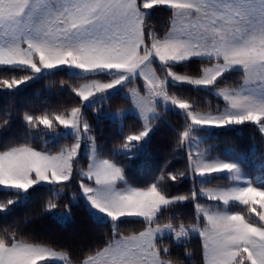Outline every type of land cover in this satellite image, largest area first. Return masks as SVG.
Wrapping results in <instances>:
<instances>
[{"label": "snow or ice", "instance_id": "6c2138e0", "mask_svg": "<svg viewBox=\"0 0 264 264\" xmlns=\"http://www.w3.org/2000/svg\"><path fill=\"white\" fill-rule=\"evenodd\" d=\"M156 6L168 9L162 24L146 18V10ZM197 57L196 71L175 70L176 64ZM0 65L30 69L0 79L3 90L16 89L43 71L78 69L92 76L115 73L111 81L88 79L75 86L73 91L82 100L143 77L146 91L132 88L130 97L143 114L144 125L116 142L114 148L131 150L133 142L148 135L150 114H163L157 109L161 99L185 110L188 118L176 139L178 149L187 148L185 169L168 171L165 166L150 184L137 186L129 182L126 170L135 169L151 153L141 156L134 152L123 162L99 155L94 125L82 105L71 107L70 112L39 116L25 112L23 142L9 138L0 144V186L19 193L0 201V211L24 205L35 194L30 189L50 184L59 192L42 200L34 215L41 219L60 216L74 222L76 180L90 205L112 223L98 227L87 216L88 227L100 238L87 245H71L26 230L32 217L2 221L0 264H172L174 257L181 259L174 245L184 240L187 254V238L194 233L202 240V264H264V199L260 198L264 186L251 180L233 183L244 176L240 162L244 159L235 149L232 151L239 160L213 157L207 154L210 148L193 151L194 143H203L193 132L195 126L224 129L252 122L260 133L258 156L264 165V0H0ZM233 69L239 70L243 82L228 87L225 82ZM169 78L212 86L223 106L218 103L198 111L195 101L190 103L168 90ZM12 119L6 111L0 120V134L9 132ZM60 125L72 130L70 142L56 143L62 135ZM37 134L51 137L54 147L29 143V136ZM85 140L91 145L86 165L78 159ZM189 169L192 187L185 194H172L169 181H179ZM222 172L228 174L230 184L197 186L195 182L197 175ZM65 189L72 197L62 200L59 193ZM199 197L206 198L205 202ZM189 200L195 209L192 222L171 215ZM121 218L138 222L140 229L125 234ZM181 264L186 260L181 259Z\"/></svg>", "mask_w": 264, "mask_h": 264}, {"label": "trees", "instance_id": "16d2710c", "mask_svg": "<svg viewBox=\"0 0 264 264\" xmlns=\"http://www.w3.org/2000/svg\"><path fill=\"white\" fill-rule=\"evenodd\" d=\"M168 9L166 6H156L146 14L148 20H153V23L162 24ZM159 30V29H158ZM200 58H192L187 62H181L175 65V70L184 73L186 70L196 71ZM0 66V79L6 75H23L30 71L24 67L7 68ZM6 70V71H5ZM10 71V72H8ZM100 76V75H99ZM91 74L86 76H78L66 71H51L41 74L33 78L28 83L19 86L16 89L0 88V120L3 119L4 113L10 112L13 116L11 128L9 132L0 134V144L7 141L9 138H20L23 142L24 125L23 115L29 112L39 116L46 112H63L71 107L82 105L81 98L73 91L75 86H79L87 78H93ZM240 74L238 69H233L228 74V80L225 82L228 87H237L240 83ZM124 88V87H123ZM122 88V89H123ZM168 90L179 96L188 98L190 103L196 102L197 110H207L209 106L215 107L218 103L223 106V100L215 95L212 87H196L187 83H169ZM106 95L104 99L93 103L91 106L82 105V111L87 115L90 123L94 125V136L98 144L97 150L100 155L109 157L113 161L123 162L132 153L139 152L141 156L145 152H150V158L141 160L135 169H127V178L130 183L137 186H146L159 175L162 168L167 167L168 171L184 170L187 162V152L184 146L179 149L176 147V139L185 126L187 118L170 108L162 109L163 114H159L151 121L152 131L145 141L133 142L135 147L128 152H122L119 147H113L118 141H123L126 136L133 131L142 127V121L133 113H127L120 119L110 118L107 114L118 109L127 108L130 106L128 97L121 93V90ZM99 109V114H97ZM153 121H155L153 123ZM54 120V124H58ZM41 128L45 127L41 124ZM61 128V125H60ZM257 126L252 122H245L243 125H231L224 129L215 127L203 129L205 133L204 144L211 151L210 154L232 155L240 159L232 149L240 152L244 161H240L244 169V174L248 177H254L257 174L264 175V165H261L258 153L261 150L259 141L260 133L256 131ZM255 132V133H254ZM73 139L71 134H62L57 144L70 142ZM29 143H35L44 146L47 143L49 148L54 147V142L51 137L42 135L29 136ZM78 159L82 164L88 163V156L80 154ZM191 170L188 174L179 181H169V191L175 195H182L189 191L192 187L193 179L190 178ZM226 175H212L205 179L195 178V182L209 184L215 186L217 184L225 185L230 182ZM78 193V199L75 200L73 207L76 212V219L70 222L67 219L60 220V216L47 217L44 219L38 218L34 213L38 210L42 200H47L53 191L59 192V189L53 185H38L30 189L35 194L28 198L27 202L22 205H10L7 211H0V222L11 221L13 218L23 219L24 217H32L28 225H25L26 230L30 232L34 230L35 234L44 237L51 236L59 241L77 245L84 243L87 245L94 238L99 239L100 236L94 233L88 227L90 223L88 217H91L95 225L109 226L112 221L103 219L94 214V212L86 205V202L80 195L79 184L73 180ZM264 186V184H262ZM19 193L15 190L0 188V201L18 197ZM61 199L71 198L72 192L65 189L59 193ZM201 202H205L206 198L199 197ZM195 209L192 201H185L179 204L176 209L171 211V215L178 216L186 222H192ZM88 216V217H87ZM166 219V217H165ZM121 231L125 234H130L132 231L140 229L138 222L128 223L125 218H121ZM40 242V241H36ZM164 244L168 241L165 239ZM185 242H177L174 245V251L179 250L181 259L186 260V264H202L203 251L202 240L198 235H192L187 238L186 252L183 248ZM60 250V249H57ZM76 259V257H73ZM181 259L173 258L172 264H181Z\"/></svg>", "mask_w": 264, "mask_h": 264}, {"label": "rangeland", "instance_id": "374dc122", "mask_svg": "<svg viewBox=\"0 0 264 264\" xmlns=\"http://www.w3.org/2000/svg\"><path fill=\"white\" fill-rule=\"evenodd\" d=\"M150 10L151 9H148V10H146V14L147 13H149L150 12ZM158 63V62H157ZM0 66H3V65H0ZM158 71H159V69H158ZM48 72H51V71H43L42 73H40V74H38V76H40L41 74H44V73H48ZM69 73H71V74H74V75H78V76H86V75H89V74H86V73H84V72H81L80 70H78V69H75V70H73V71H71V72H69ZM115 75V73H111V74H109V73H102V74H100V76H97V77H93V78H87L86 80H88V79H99V80H102V81H105V82H107V81H111L112 80V78H113V76ZM37 76V77H38ZM241 81H240V83H239V85L243 82L242 81V79H240ZM31 81V80H30ZM29 81H26V82H24L22 85H24V84H26V83H28ZM85 82V80L82 82V83H84ZM81 83V84H82ZM169 83H187V82H178V81H175V80H173V79H171V78H169V80H168V82H167V86L169 85ZM187 84H190V83H187ZM22 85H20V86H22ZM238 85V86H239ZM19 87V86H18ZM124 87V88H123ZM196 87H204V88H207V87H210V86H207V87H205V86H196ZM212 87V86H211ZM123 88V89H122ZM132 88H136V89H139L141 92H144V91H146V88H145V81L143 80V77H140L139 79H136V80H134L131 84H128V85H124L123 83L122 84H120V85H117L116 87H114L113 89H108L106 92H104L103 94H99V93H95L94 92V95H92L89 99H87V100H82V105H84V106H91L93 103H96V102H98L99 100H101V99H104L105 97H106V95H110V94H112V93H114V92H117L118 90H120V89H122L121 90V93L124 95V96H126V97H128L129 98V100H130V106L129 107H127V108H123V109H118V110H115V111H113V112H109L107 115L110 117V118H118V119H120L121 117H123L125 114H127V113H133V114H135L138 118H140L141 119V121H142V124L144 125V117H143V114L139 111V109H137L133 104H132V102H131V97H130V89H132ZM212 91L214 92V90H213V87H212ZM215 93V92H214ZM77 94V93H76ZM78 95V94H77ZM221 100H222V97H219ZM160 107H162L163 109H167V108H170V109H173V110H175V111H177V112H179V113H181V114H183L186 118H187V113H186V111L185 110H182V109H180L178 106H176V105H174V104H172L171 102H164L162 99L159 101V103L157 104V109H159ZM122 110H124V111H122ZM198 111H201V112H203V110H198ZM204 111H206V110H204ZM159 114V111H157V112H155V113H153V114H150V116H149V123H151V121L157 116ZM188 119V118H187ZM64 128V126L63 125H61V132H62V134H71V135H73V133H72V130L71 129H63ZM209 128H212V126H195L194 128H193V132L202 140V141H204V138H205V133H204V130L203 129H209ZM151 131H152V126H151V128H150V130H149V132H148V135L146 136V137H144V138H142V141H145L148 137H149V135H150V133H151ZM186 149V152H187V148H185ZM206 149H209V147L207 146V145H205L204 144V142L203 143H200L198 146L194 143V145H193V151H197V150H199V151H205ZM128 151H130V150H127V149H122V152H128ZM97 152H98V150H97ZM80 154H84V155H87L88 156V162H89V159H90V154H91V145H89L88 143H87V141L85 140V141H82V145H81V149H80V152H79V156H80ZM98 154H99V152H98ZM207 154H209V155H211V156H213V157H220V158H222V159H225V160H239L238 158H236V157H234V156H232V155H218V154H210V152L209 153H207ZM100 155V154H99ZM78 156V157H79ZM105 158H109V157H106V156H104ZM115 162V161H114ZM0 174H2V165H0ZM212 175H226L227 177H228V174L226 173V172H222V173H213V174H211V175H204V176H200V175H197L195 178H201V179H205L206 177H208V176H212ZM190 178L192 179V174H190ZM247 180H251L252 182H254L257 186H262V184H264V175H262V174H257L256 176H254V177H248V176H246L245 174H244V176H243V179H242V181H233V183H242V182H244V181H247ZM231 183V181L228 183V184H230ZM41 185H50V184H41ZM226 185V184H225ZM209 186H212V185H209ZM216 186V185H215ZM0 188H4V189H9V188H5L4 186H0ZM12 190V189H11ZM80 195H81V197L83 198V200L86 202V205L94 212V214L96 215V216H98V217H101V218H103V219H107V220H110V221H112L111 220V218H109V217H107L105 214H103L102 212H100L99 210H97V209H95V208H93L91 205H90V203L87 201V199H86V197L84 196V194L80 191ZM253 195H255V194H253ZM261 199H264V196H261L260 197ZM202 203H204V202H202ZM60 218V220H65L66 218H63V217H59ZM193 235H198V234H196V233H194ZM181 241H184V240H180V241H178V242H181Z\"/></svg>", "mask_w": 264, "mask_h": 264}, {"label": "crops", "instance_id": "0c3cea01", "mask_svg": "<svg viewBox=\"0 0 264 264\" xmlns=\"http://www.w3.org/2000/svg\"><path fill=\"white\" fill-rule=\"evenodd\" d=\"M198 58V57H197Z\"/></svg>", "mask_w": 264, "mask_h": 264}]
</instances>
